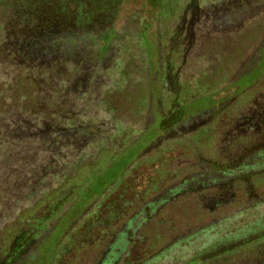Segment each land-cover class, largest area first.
<instances>
[{
	"label": "trees",
	"instance_id": "1",
	"mask_svg": "<svg viewBox=\"0 0 264 264\" xmlns=\"http://www.w3.org/2000/svg\"><path fill=\"white\" fill-rule=\"evenodd\" d=\"M86 1L8 0L0 20V264H159L178 249L172 258L184 264H264V64L229 69L221 92L244 100L228 109L218 153L165 169L162 183L121 199L135 204L161 188L123 222L126 209L106 193L141 145L133 153L118 144L113 97L136 79L137 104L150 108V76L172 85L177 72L142 62L131 76L134 40L114 31V0ZM172 96L140 144L184 116L225 109L212 106L214 94L198 106ZM167 207L184 219L160 216ZM137 243L142 253L128 261Z\"/></svg>",
	"mask_w": 264,
	"mask_h": 264
},
{
	"label": "rangeland",
	"instance_id": "2",
	"mask_svg": "<svg viewBox=\"0 0 264 264\" xmlns=\"http://www.w3.org/2000/svg\"><path fill=\"white\" fill-rule=\"evenodd\" d=\"M7 1L0 0V20L6 11ZM114 3V31H122L128 35V40H134V44L129 45L131 55L127 52L131 59L128 62L131 76L134 74L135 77L136 67L142 62H148L153 70L159 66L162 70L164 68L168 78L172 72L167 70L168 65L177 72L172 85L163 84L162 74L150 76L147 82L157 90L151 95L150 108L137 104L140 83L136 79L131 82L129 94L120 92L113 97L118 106L115 111L121 118L118 124L122 125L118 144H129L133 153L141 145L131 169L115 179L113 185H108L106 193L116 200L118 208L126 209L121 220L126 222L140 205L153 196H159L161 188L136 197L138 202L135 204H122L121 199L129 200L134 192L148 190V184L153 180L162 183L165 169L174 172L179 163H193L200 156L213 157L226 142L228 109L239 107L244 98L238 94L232 98L231 94L224 95L221 90L230 83L231 66L264 64L262 56H257L262 53L256 52L264 36V0H114ZM244 5H249V11L234 13ZM174 94L175 105L214 94L212 106L223 105L225 109L210 117L206 112L184 116L178 120L177 126L172 128L170 125L169 130L156 131L152 138L140 144L144 129L166 116L169 111L167 102L172 101ZM157 103H162V106H157ZM198 104L196 100L193 102V106ZM88 170L82 171L84 179ZM170 208H164L159 215H169ZM169 217L175 222L184 219L177 217V210H171ZM135 241L139 240L136 238ZM131 250L128 261L142 253L138 243L131 246ZM174 253L159 264H184L187 261H176L172 258ZM183 253L187 254V251Z\"/></svg>",
	"mask_w": 264,
	"mask_h": 264
}]
</instances>
